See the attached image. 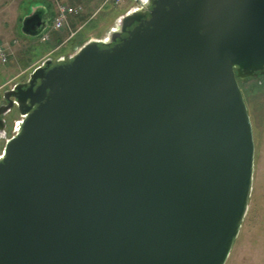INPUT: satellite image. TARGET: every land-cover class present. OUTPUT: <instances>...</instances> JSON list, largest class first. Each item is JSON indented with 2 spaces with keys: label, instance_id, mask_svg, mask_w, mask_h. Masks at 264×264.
Instances as JSON below:
<instances>
[{
  "label": "water",
  "instance_id": "water-1",
  "mask_svg": "<svg viewBox=\"0 0 264 264\" xmlns=\"http://www.w3.org/2000/svg\"><path fill=\"white\" fill-rule=\"evenodd\" d=\"M139 4L4 92L0 264H227L254 189L241 85L264 70V0Z\"/></svg>",
  "mask_w": 264,
  "mask_h": 264
},
{
  "label": "rangeland",
  "instance_id": "rangeland-1",
  "mask_svg": "<svg viewBox=\"0 0 264 264\" xmlns=\"http://www.w3.org/2000/svg\"><path fill=\"white\" fill-rule=\"evenodd\" d=\"M23 1L12 0V11L0 12V42L4 43L9 50L8 62L4 64L0 60V76H3L2 71L5 69L16 71L11 74V80L8 78L9 80L7 83L5 82L4 86L0 85V102L3 100V93L7 89H11L17 82H25L29 79L34 69L43 63L44 59L41 61L40 59L44 53H50V51L57 49L58 55L65 56L69 60L70 56L75 54L78 48L85 43L90 32L93 35H99V33L104 35L107 29L112 25L114 26L121 16L135 7H140L139 1H131L118 6H104L105 0H95L90 4V11L93 9L94 14L89 13V17H92L85 27L84 22L86 20L81 21L79 19L74 22L70 20L69 27L60 32L52 33L51 41L43 43L39 37L26 35L23 29L26 18L33 15L40 4V0ZM45 1L54 4L57 8L56 0ZM66 1L70 4H76L75 0ZM22 2L21 9L20 4ZM80 27L82 30L78 32L79 37H75L77 33L71 37V32L79 30ZM54 39L59 42L56 48L53 47L54 44L53 48L51 47V42ZM53 62L54 64L57 63V59L54 58ZM242 91L254 129L256 145L255 179L249 211L227 264H264V81L257 79L247 81L242 84ZM16 118L13 117V119ZM15 122L16 120L11 121V131Z\"/></svg>",
  "mask_w": 264,
  "mask_h": 264
},
{
  "label": "built area",
  "instance_id": "built-area-1",
  "mask_svg": "<svg viewBox=\"0 0 264 264\" xmlns=\"http://www.w3.org/2000/svg\"><path fill=\"white\" fill-rule=\"evenodd\" d=\"M57 1V14L53 20V23L51 25V27L44 32V34L41 36V41L43 43H48L51 41V37H52V33L54 32H60L62 30H64L66 27H69L70 25V18L74 17V16H79L84 12V9L81 6H74L71 5L70 3H68L66 0H56ZM135 2V1H139V0H105L104 1V6L106 5H114V6H118V5H122L125 4L127 2ZM82 29V27L79 28L78 31H80ZM71 32L72 36H75V34L78 32ZM57 49L50 51V53H48V55L46 56L45 60L48 59H57L58 61H69L74 57V54L70 56V59L67 60L65 56H60L56 53ZM9 59V50L6 47V45L2 42H0V60L2 61V63H7ZM22 122L21 120H17L15 122L14 125H12L13 130L11 131V128H9L8 130V135H7V139H10L14 136H16V134L18 133V125Z\"/></svg>",
  "mask_w": 264,
  "mask_h": 264
},
{
  "label": "crops",
  "instance_id": "crops-1",
  "mask_svg": "<svg viewBox=\"0 0 264 264\" xmlns=\"http://www.w3.org/2000/svg\"><path fill=\"white\" fill-rule=\"evenodd\" d=\"M24 1H26V0H24ZM23 1V2H24ZM93 1H95V0H75V3L76 4H72V5H74V6H81L83 9H84V12L81 14V15H79V16H74V17H72V18H70V20L72 21V22H74V21H77V20H81V21H83V20H86L85 22H84V27H85V25H86V23L88 22V21H90L91 20V17L92 16H90L89 17V13L91 14L92 13V15L94 14L92 11H93V9L90 11V4H91V2H93ZM23 2L20 4V8L22 9V6H23ZM12 7H13V4H12V0H3V1H0V12H2V13H5L6 11H12L11 9H12ZM45 7V9L46 10H44V13H43V16H42V19L47 23L46 24V28H45V30H44V32L51 26V24H52V22H53V20H54V18H55V16H56V14H57V8L55 7V5L54 4H52V3H50V2H47V1H45V0H40V4H39V6L37 7V10L39 9V11L41 12V10L43 9ZM81 16V17H80ZM88 16V17H87ZM87 17V18H86ZM88 18H90V19H88ZM113 27V25L112 26H110L108 29H107V31L105 32V34L104 35H100V33H99V35L98 34H95V35H93L91 32L89 33V35H87L88 36V38H87V36H86V41L87 40H90V39H93V38H96V39H104V38H106V36H107V32L111 29ZM98 30H100V29H98ZM78 31V30H77ZM43 32V33H44ZM78 32H80V31H78ZM78 32H77V34H76V36L75 37H79V35L80 34H78ZM42 33V34H43ZM27 35V34H26ZM57 40H58V38H57ZM57 40H52V42H51V47L53 46V44H54V46L53 47H57L56 45L59 43ZM85 41V42H86ZM57 42V43H56ZM52 47V48H53ZM48 53L49 52H46V53H44L43 55H42V58L40 59V61L41 60H43L44 58H46V56L48 55ZM7 65V64H6ZM13 72H16L15 70L13 71V70H10V69H5V70H3L2 71V75L3 76H0V83H2V84H0L1 86H4L7 82H8V80L11 78V74L13 73ZM1 75V74H0ZM9 78V79H8ZM11 80V79H10ZM6 82V83H5ZM0 86V87H1Z\"/></svg>",
  "mask_w": 264,
  "mask_h": 264
},
{
  "label": "flooded vegetation",
  "instance_id": "flooded-vegetation-1",
  "mask_svg": "<svg viewBox=\"0 0 264 264\" xmlns=\"http://www.w3.org/2000/svg\"><path fill=\"white\" fill-rule=\"evenodd\" d=\"M153 1L154 0H145V4L146 5H151L152 3H153ZM146 9V8H145ZM33 27V26H32ZM258 76H256V77H252V78H250L248 81H250V80H252V79H257V80H259V81H264V70H262V71H259L258 73ZM26 82V81H25ZM20 83H24V82H17L12 88H15V86L17 85V84H20ZM242 86V85H241ZM3 95H4V93H3ZM4 105H8V102H6V101H4V100H2L1 102H0V108H2V107H4ZM19 116V117H18ZM13 117H18L19 119L21 118L20 117V115H18V112H17V110L15 109V108H12V110H10L9 111V113L6 115V116H4V120H5V126H6V128H5V133H6V135H8V130H9V127H11V121H14L15 119H13ZM17 119V118H16ZM3 123H1L0 122V128H2L3 127Z\"/></svg>",
  "mask_w": 264,
  "mask_h": 264
},
{
  "label": "trees",
  "instance_id": "trees-1",
  "mask_svg": "<svg viewBox=\"0 0 264 264\" xmlns=\"http://www.w3.org/2000/svg\"><path fill=\"white\" fill-rule=\"evenodd\" d=\"M43 9L46 10L45 7H44ZM43 9H42V10H43Z\"/></svg>",
  "mask_w": 264,
  "mask_h": 264
}]
</instances>
